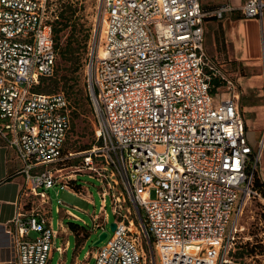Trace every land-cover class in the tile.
Returning a JSON list of instances; mask_svg holds the SVG:
<instances>
[{
    "label": "built area",
    "instance_id": "built-area-1",
    "mask_svg": "<svg viewBox=\"0 0 264 264\" xmlns=\"http://www.w3.org/2000/svg\"><path fill=\"white\" fill-rule=\"evenodd\" d=\"M232 10L205 9L201 0H101L87 63L97 139L76 167L99 179L101 210L108 195L116 206V229L93 251L95 264H147L140 231L160 264L232 262L246 202L264 200V187L255 184L264 136L257 151L236 83L204 47L206 19ZM241 10L262 18L264 0H248ZM61 11L55 0H0V136L25 176L16 214L1 228L0 264H50L53 251L62 255L47 190L60 185L83 195L61 167L60 175L56 167L37 170L71 158L63 153L70 100L34 90L55 72ZM215 79L227 89L220 95ZM127 198L143 213L140 224ZM100 215L92 216L93 229L106 230Z\"/></svg>",
    "mask_w": 264,
    "mask_h": 264
},
{
    "label": "rangeland",
    "instance_id": "rangeland-1",
    "mask_svg": "<svg viewBox=\"0 0 264 264\" xmlns=\"http://www.w3.org/2000/svg\"><path fill=\"white\" fill-rule=\"evenodd\" d=\"M58 9L64 7L66 4L72 5L75 10V15L73 17L72 26L77 24L78 31H89V39L85 46L81 48L83 51L82 69L75 71L74 65L70 57L62 58L60 53L57 57V63L55 67V72L52 76L47 77L42 83L41 87L48 93L63 92L71 103L72 109V130L70 131L68 140L65 145L64 154L70 155L71 158L66 160L59 166L63 169V174L77 173L75 166L82 164L81 155L90 150L96 143V129H97V116L94 106L92 104L89 86H88V75H87V63L89 59V42L92 39V35L101 29V14L100 5L101 0H55ZM72 26H69L65 30V34L61 39V45L64 46L69 40L70 42H75V37H70L72 33ZM80 37V35H79ZM82 46V45H81ZM236 75L233 71H230L228 75L233 77L235 80H239V76L249 77L252 72L248 68H242ZM232 75V76H231ZM240 90H243L244 84H238L237 86ZM223 90H227L224 88ZM247 95H245L246 97ZM241 97V102H242ZM247 136L250 143L258 149L259 138L261 136V131L256 130L253 126H249L247 130ZM63 166V167H62ZM65 168V169H64ZM78 184L80 189L88 190L91 196L92 204H88L87 212L80 211L76 209L71 202L67 201L65 198L68 197L67 193L60 189V187L55 186L47 190L51 201L49 205L48 217L52 222L54 228L59 227V221L64 224H78L81 227L86 228L91 233L90 239L87 241L83 249H80L77 253L78 258L81 261L89 262V264H95L92 259L85 260L86 253L91 249H95L101 246H94V242L98 239L101 233L100 229H93V219L92 216L96 212L99 214L101 212L102 202V188H100V181L94 175L91 176L88 172L79 171ZM57 191H59L57 193ZM61 198L65 200L64 203H59L58 199ZM106 206L103 207V212L105 208L110 214V223L107 225V230H109L110 235L113 233L110 231V224L114 221L115 216L113 214L115 210V201L111 195L106 198ZM125 207H128L131 212V216L136 218L137 224L141 223V218H143V213L138 211L135 205L127 198V203ZM58 208L62 209L60 212ZM65 209H70L76 214L80 215L85 223L73 219L71 216L67 215ZM113 210V211H112ZM126 212V209L124 210ZM94 217V216H93ZM117 218V216H116ZM100 221H103V216L100 215ZM232 222L228 227L230 230ZM240 225L245 227L241 232L238 244L230 252V258L232 262L228 264H264V200H259L258 197L252 198L246 202L243 214L240 219ZM38 233L32 232L31 236L35 237ZM140 236L143 243L147 246V264H160L159 258L155 251L152 242L148 241L143 237L141 231ZM73 245L75 244V238L71 237ZM61 243V239L58 240L57 244ZM145 247V246H144ZM241 247V248H240ZM247 249V252L244 250ZM74 247L67 252V254H60L59 251H53L50 264H60L65 261L66 264H72L74 261ZM62 261V262H61Z\"/></svg>",
    "mask_w": 264,
    "mask_h": 264
},
{
    "label": "crops",
    "instance_id": "crops-1",
    "mask_svg": "<svg viewBox=\"0 0 264 264\" xmlns=\"http://www.w3.org/2000/svg\"><path fill=\"white\" fill-rule=\"evenodd\" d=\"M247 1L248 0H201V4L205 9H213L222 5H230L233 7L232 11L227 12L221 18L213 17L206 19L204 24V47L208 57L221 68L223 73L234 80L236 87L238 84H244L243 90L237 87L240 91V110L246 123V129L248 130L251 125L256 130L261 131L260 141L264 136V13L262 18L246 17L241 9ZM242 68H248L252 74L248 78L240 75L238 78L239 80H235L228 75L230 71L239 75L238 72ZM213 82L215 86L213 89L214 93H219L220 95L223 91H226L223 90L224 88L221 87L218 79H215ZM219 95L217 96L219 97ZM245 95L247 96L245 97ZM241 97L243 100L242 102ZM255 149L259 151L258 147ZM59 165L60 162L54 166L50 165L37 170L56 167L58 169V175H60ZM22 168V161L15 150L9 147L6 141L0 136V232L2 225L10 222L16 214L17 202L25 179L24 173L21 172ZM78 173L79 171H77V173H69L71 178L77 179V184L79 177ZM257 176L264 182V147L261 149L260 153ZM58 187H60V185H58ZM58 192L59 191H57V193ZM65 192L68 194V197L65 198L67 201L71 202L76 209L88 213L86 206L92 204L88 190L82 187L83 195L79 197L67 191ZM47 207L49 208V206ZM27 208H30V205L27 206ZM106 208L105 212H103V210L100 212L102 216L106 215V221H104L105 229L110 223V214ZM68 210L75 216H71L73 219L78 221L83 220L80 215L70 209ZM116 219L115 216L114 221H116ZM83 222H85V220H83ZM75 228L81 230L82 227L75 226ZM54 229L58 231L55 244L63 248V255L67 254V252L74 247L75 258L72 264H84V261L78 258L77 253L80 249L84 248L91 237V233H89L88 238L82 239V235L77 236V232L74 231L70 224L66 225L62 221H59V227ZM100 230L103 231L102 229ZM71 237L75 238L74 245L71 241ZM59 239H61V243L57 244ZM94 250L95 249H91L86 253L85 260L92 259L95 261L92 254ZM61 264H66V262L63 261ZM86 264H89V262H86Z\"/></svg>",
    "mask_w": 264,
    "mask_h": 264
},
{
    "label": "trees",
    "instance_id": "trees-1",
    "mask_svg": "<svg viewBox=\"0 0 264 264\" xmlns=\"http://www.w3.org/2000/svg\"><path fill=\"white\" fill-rule=\"evenodd\" d=\"M75 15V10L73 9L72 5L66 4L64 7H62L61 15L59 17V20L55 21L54 23V40H55V47L58 49V52L60 53V56L62 58L70 57L72 60V64L74 65V70L79 71L82 69V58H83V51L81 50L82 47L85 46L86 42L89 39V31H78L77 24L71 25L73 21V17ZM69 26H72V33L70 37H75V42H70L69 40L66 42L64 46L61 45V39L65 34V30ZM80 35V37H79ZM82 45V46H81ZM50 77V76H49ZM47 77H42L40 80V83L34 88V90L38 93H44V94H51L48 92H45L44 89L41 87V83L46 79ZM73 121V119H72ZM255 184L257 187H264V182H262L259 177H255ZM80 185H76L77 189H80ZM135 218V217H134ZM136 219V218H135ZM70 226L73 227L74 231L77 232V236L82 235V239H86L89 236L90 231H88L86 228L82 227L81 230L75 228V226H79L78 224L70 223ZM152 242V241H151ZM145 248L147 246L144 244ZM244 252H247V249L244 250Z\"/></svg>",
    "mask_w": 264,
    "mask_h": 264
},
{
    "label": "water",
    "instance_id": "water-1",
    "mask_svg": "<svg viewBox=\"0 0 264 264\" xmlns=\"http://www.w3.org/2000/svg\"><path fill=\"white\" fill-rule=\"evenodd\" d=\"M138 209V208H137ZM138 211L140 212V210L138 209ZM141 221H142V218H141ZM116 226H117V223L116 221H113L111 224H110V231L113 232L115 229H116ZM110 234L109 230H103L101 231V233L99 234V237L98 239L94 242V246H98L100 245L101 243H103L106 238L108 237V235Z\"/></svg>",
    "mask_w": 264,
    "mask_h": 264
}]
</instances>
